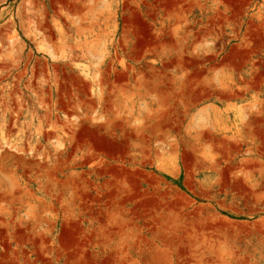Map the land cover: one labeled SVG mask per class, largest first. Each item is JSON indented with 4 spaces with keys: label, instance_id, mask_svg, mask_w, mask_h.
I'll return each instance as SVG.
<instances>
[{
    "label": "crops",
    "instance_id": "0c3cea01",
    "mask_svg": "<svg viewBox=\"0 0 264 264\" xmlns=\"http://www.w3.org/2000/svg\"><path fill=\"white\" fill-rule=\"evenodd\" d=\"M177 5L172 30L159 28L158 36L141 2L123 20L128 30L93 24L85 55L77 31L66 53L53 28L48 34L25 24L36 52L25 58V88L37 111L34 124L25 120V139L52 143L54 172L65 177L59 186L34 189L25 186L24 158L6 164L3 171L21 174V181L0 186V264H82L78 254H88L95 239L102 251L109 248L104 231L96 238L87 232L92 186L69 182L93 161L142 158V144L159 139L259 144L256 153L264 157V0H189L181 12ZM125 7L117 0L120 16ZM117 30L118 54L110 41ZM233 35L238 49L222 51ZM98 168L96 174L108 173ZM44 190L52 193L33 192ZM96 204L108 221V199Z\"/></svg>",
    "mask_w": 264,
    "mask_h": 264
},
{
    "label": "rangeland",
    "instance_id": "374dc122",
    "mask_svg": "<svg viewBox=\"0 0 264 264\" xmlns=\"http://www.w3.org/2000/svg\"><path fill=\"white\" fill-rule=\"evenodd\" d=\"M188 1L124 0L126 13L120 16L117 0H0V186L21 181V174L3 171L15 163L14 157L25 159V186H59L65 177L54 172L52 143L25 139V120L34 124L37 113L25 88V58L36 54L25 38V24L48 34L53 28L66 53L77 31L85 55L84 40L93 24L102 28L109 21L128 30L123 20L141 2L143 10H150L158 36L159 28L172 30L174 3L181 12ZM122 39L118 30L110 36L117 54ZM222 43L238 49L239 40L233 35ZM142 145V158L93 161L87 171L70 177V184L92 186L87 232L96 238L104 231L109 237L108 249L102 251L95 239L88 254H78L82 264H264V157L256 153L259 144L159 139ZM98 167L108 173L96 174ZM102 183L107 185L104 193ZM103 199H108L109 214L104 222L96 204Z\"/></svg>",
    "mask_w": 264,
    "mask_h": 264
}]
</instances>
